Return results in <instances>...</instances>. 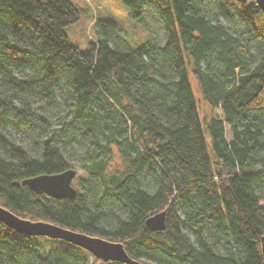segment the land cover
Listing matches in <instances>:
<instances>
[{
  "label": "trees",
  "instance_id": "obj_1",
  "mask_svg": "<svg viewBox=\"0 0 264 264\" xmlns=\"http://www.w3.org/2000/svg\"><path fill=\"white\" fill-rule=\"evenodd\" d=\"M121 1L161 37L123 43L97 17L81 49L64 31L83 11L71 0H0V205L120 241L138 264H264V11ZM190 72L219 111L204 126ZM74 164L87 177L71 199L23 182ZM160 210L165 227L147 229ZM0 264L124 263L0 221Z\"/></svg>",
  "mask_w": 264,
  "mask_h": 264
},
{
  "label": "water",
  "instance_id": "obj_2",
  "mask_svg": "<svg viewBox=\"0 0 264 264\" xmlns=\"http://www.w3.org/2000/svg\"><path fill=\"white\" fill-rule=\"evenodd\" d=\"M259 8L264 11V0H253ZM76 175L75 169L70 167L55 174H38V176L27 177L23 180L26 185L38 190L41 189L53 198L61 197L72 198L76 195V188L71 183V179ZM165 211L160 210L154 214H150L144 220L145 227L149 230H159L165 227ZM0 221L7 227L15 229L17 232L24 233L28 236L44 235L63 239L71 244L85 248L94 257H98L103 261L114 260L124 264H138L125 251L120 241H111L99 236H91L78 230H71L66 227L58 226L55 223H49L44 220L33 221L24 217L17 216L8 208L0 205ZM261 249L264 255V235L261 237Z\"/></svg>",
  "mask_w": 264,
  "mask_h": 264
},
{
  "label": "rangeland",
  "instance_id": "obj_3",
  "mask_svg": "<svg viewBox=\"0 0 264 264\" xmlns=\"http://www.w3.org/2000/svg\"><path fill=\"white\" fill-rule=\"evenodd\" d=\"M78 5L83 11L76 22L68 24L64 27V31L67 33L69 40L72 43H76L81 49H86L87 39H96L95 29V18L99 17L102 19L109 18L116 24L118 28V39L123 43H129L134 45L139 42V39L146 40L152 36L156 39L161 37L162 29L153 14L146 10L143 13L144 20H138L131 17L130 9L126 7L121 0H71ZM189 80L191 82V88L194 93L195 100L197 102L198 112L200 116V123L204 126V121L210 115L218 114L217 109H212L208 102L204 100L201 91L199 90L197 80L189 73ZM12 126V125H11ZM13 127V126H12ZM11 127V129H12ZM227 132V138L229 139L230 134ZM15 133V132H14ZM28 133L25 131L15 133L16 138H29ZM29 140V139H28ZM26 141V139H25ZM110 165H119L120 159L116 152H114ZM76 175L71 179V183L76 188V191H80L81 178H86L87 174L78 165H73Z\"/></svg>",
  "mask_w": 264,
  "mask_h": 264
}]
</instances>
